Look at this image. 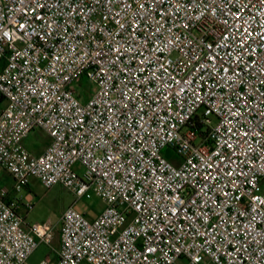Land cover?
<instances>
[{
    "label": "built area",
    "instance_id": "obj_1",
    "mask_svg": "<svg viewBox=\"0 0 264 264\" xmlns=\"http://www.w3.org/2000/svg\"><path fill=\"white\" fill-rule=\"evenodd\" d=\"M0 96L13 192L106 205L54 248L0 192V264H264V0H0Z\"/></svg>",
    "mask_w": 264,
    "mask_h": 264
},
{
    "label": "rangeland",
    "instance_id": "obj_2",
    "mask_svg": "<svg viewBox=\"0 0 264 264\" xmlns=\"http://www.w3.org/2000/svg\"><path fill=\"white\" fill-rule=\"evenodd\" d=\"M95 86L84 78L79 90L89 97ZM6 106L5 101H0V109ZM48 137L42 130H35L24 141L23 145L34 154L42 153L48 146ZM164 154L167 151L163 152ZM14 180L6 171L0 169V192L14 195L17 199H24L30 193L33 199V208L27 211L24 207V200L19 207V213L25 218L26 223L50 222L56 226L54 248L59 245L58 233L60 230V220L63 212L71 205L75 204V209L81 213L86 212L89 220L95 219L106 207L103 199L91 191L82 198L78 199L73 193L65 190L61 186L45 188L36 178L30 179L27 189L19 193L13 192ZM58 232V233H57ZM52 253L51 247L42 244L30 258L31 264H39L45 257Z\"/></svg>",
    "mask_w": 264,
    "mask_h": 264
},
{
    "label": "crops",
    "instance_id": "obj_3",
    "mask_svg": "<svg viewBox=\"0 0 264 264\" xmlns=\"http://www.w3.org/2000/svg\"><path fill=\"white\" fill-rule=\"evenodd\" d=\"M47 137H48V136H47ZM47 141H48V143H50V138H49V137H48V140H47ZM26 189H27V188H26ZM9 196H10L11 198H15V196L12 195V194H10Z\"/></svg>",
    "mask_w": 264,
    "mask_h": 264
},
{
    "label": "trees",
    "instance_id": "obj_4",
    "mask_svg": "<svg viewBox=\"0 0 264 264\" xmlns=\"http://www.w3.org/2000/svg\"><path fill=\"white\" fill-rule=\"evenodd\" d=\"M0 101H4L3 98L0 96Z\"/></svg>",
    "mask_w": 264,
    "mask_h": 264
}]
</instances>
